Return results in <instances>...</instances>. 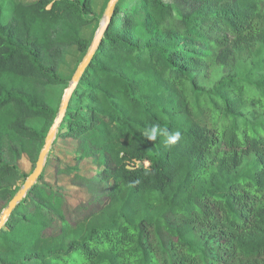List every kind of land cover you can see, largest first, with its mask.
<instances>
[{
    "label": "trees",
    "instance_id": "obj_1",
    "mask_svg": "<svg viewBox=\"0 0 264 264\" xmlns=\"http://www.w3.org/2000/svg\"><path fill=\"white\" fill-rule=\"evenodd\" d=\"M95 7L0 3V213L29 176L16 161L36 164L56 118L66 50L91 45ZM153 124L181 139L147 140ZM59 138L96 165L57 169L83 181L85 213L67 218L45 166L0 230V264H264V0H119Z\"/></svg>",
    "mask_w": 264,
    "mask_h": 264
},
{
    "label": "rangeland",
    "instance_id": "obj_2",
    "mask_svg": "<svg viewBox=\"0 0 264 264\" xmlns=\"http://www.w3.org/2000/svg\"><path fill=\"white\" fill-rule=\"evenodd\" d=\"M17 2L29 4L34 2L35 0H16ZM106 1L107 0H94L95 4V15L99 17L98 21H95L93 24L87 26L84 29V35L87 38H94L99 26L104 20L105 10H106ZM173 1V0H166ZM3 0H0L2 3ZM2 20L4 22H8L10 20L9 14L5 11L2 15ZM196 44L198 46H202V44L197 41ZM85 56V55H84ZM82 57V53L78 52V49L68 48L66 50L63 63L59 69L60 76L67 79L68 83H70L73 74L75 73L78 65L84 58ZM77 151V142L73 139H63L59 138L52 146L50 153L47 157L46 162V170H45V179L50 182L55 187H59L61 191L65 194L67 203L69 205L67 210V218L70 221H75L83 213L78 209V204L84 201H87L90 198V194L86 191L85 187L78 186L72 183V181H79L77 178H73L75 176L74 173L71 174H61L57 172V169H64L66 167L77 166L79 168L78 174L83 176H91L95 173L96 165L89 160H83L79 162V158L76 154ZM19 169L24 173H31L35 167V162L31 160L26 154L22 155L16 161ZM75 179V180H73ZM23 180L21 179L20 185H23ZM84 205V204H83ZM99 205V203H97ZM95 209L92 205L87 206V211ZM86 211V212H87Z\"/></svg>",
    "mask_w": 264,
    "mask_h": 264
},
{
    "label": "water",
    "instance_id": "obj_3",
    "mask_svg": "<svg viewBox=\"0 0 264 264\" xmlns=\"http://www.w3.org/2000/svg\"><path fill=\"white\" fill-rule=\"evenodd\" d=\"M118 2L119 0H109L106 10H105L104 20L99 26L86 55L84 56V58L78 65L75 73L73 74L68 87L64 91V94H63V97H62V100L60 102V106L58 109V113L45 137L43 147L41 148L39 152L38 159L36 161L33 171L29 174V176L27 177L23 185L20 187V189L17 191L14 197L9 201L7 206L0 213V230L6 225L13 210L26 197L28 191L40 179L44 171L46 162H47L48 154L51 151V148L57 138V134L59 132L60 126L65 118L71 97L74 91L76 90L77 85L79 84L87 66L90 64L95 52L97 51V49L99 48L102 42L105 30L110 23V20L115 12V7Z\"/></svg>",
    "mask_w": 264,
    "mask_h": 264
},
{
    "label": "clouds",
    "instance_id": "obj_4",
    "mask_svg": "<svg viewBox=\"0 0 264 264\" xmlns=\"http://www.w3.org/2000/svg\"><path fill=\"white\" fill-rule=\"evenodd\" d=\"M142 135L149 141L155 142L158 137L163 138L165 146L175 145L181 139V132L170 131L167 127H162L159 124H153L151 127H145L142 131Z\"/></svg>",
    "mask_w": 264,
    "mask_h": 264
},
{
    "label": "crops",
    "instance_id": "obj_5",
    "mask_svg": "<svg viewBox=\"0 0 264 264\" xmlns=\"http://www.w3.org/2000/svg\"><path fill=\"white\" fill-rule=\"evenodd\" d=\"M35 1H37V0H35Z\"/></svg>",
    "mask_w": 264,
    "mask_h": 264
}]
</instances>
